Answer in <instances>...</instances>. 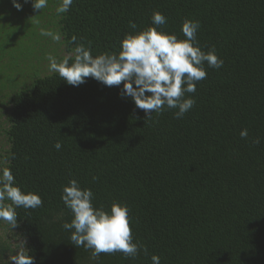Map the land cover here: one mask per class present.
<instances>
[{
  "label": "trees",
  "instance_id": "obj_1",
  "mask_svg": "<svg viewBox=\"0 0 264 264\" xmlns=\"http://www.w3.org/2000/svg\"><path fill=\"white\" fill-rule=\"evenodd\" d=\"M20 2L17 11L0 0V173L43 204L16 208L13 227L0 221V264L19 250L34 264H152L154 254L160 264H264V0H73L66 13L62 0L40 12ZM154 11L167 19L155 27L181 40L183 21H199V46L224 62L204 65L182 118L165 109L148 119L122 84L74 87L50 71L49 55L71 63L79 44L94 57L118 52L126 33L154 26ZM71 179L92 190L94 207L127 205L136 257L93 262L72 244L61 200Z\"/></svg>",
  "mask_w": 264,
  "mask_h": 264
},
{
  "label": "clouds",
  "instance_id": "obj_2",
  "mask_svg": "<svg viewBox=\"0 0 264 264\" xmlns=\"http://www.w3.org/2000/svg\"><path fill=\"white\" fill-rule=\"evenodd\" d=\"M28 3L29 0H23ZM73 0H62L57 7V13L69 11ZM32 8L39 12L47 7V0H31ZM17 11L23 10L20 0H12ZM152 25L144 30L126 33L119 42V51L93 56L91 48L79 44L75 47V58L62 61L48 56L50 71L59 74L67 84L78 87L93 78L105 86H121L122 98H130L135 106L145 112L146 118L152 114H161L165 109H177L175 117L182 118L195 104V100L185 96L195 93L196 84L206 79L209 68L219 69L223 66L214 47L203 51L197 41L199 21L185 19L181 32L185 39H178L175 34H169L158 27L167 23L166 17L154 11L151 16ZM130 27L137 25L130 22ZM42 36H50L59 41L60 36L51 31L41 30ZM76 37H72L75 42ZM242 138H247L248 130L240 132ZM258 145L260 138L252 141ZM54 147L59 151L62 147L56 142ZM95 180V177H93ZM93 192L89 188H81L77 180H69L62 186L61 200L72 214L71 222H65L63 228L71 232V242L75 247L89 250L90 260L97 262L101 254L122 253L125 257L134 258L140 247L133 242L132 227L127 205L114 202L108 210L94 207ZM10 201L9 204L3 203ZM43 201L34 192H25L16 186L15 178L10 169L0 173V221L15 226L17 223L16 208L37 209ZM74 230V231H73ZM14 264H34V258L29 252L19 250L9 257ZM152 264H160V257L152 255Z\"/></svg>",
  "mask_w": 264,
  "mask_h": 264
}]
</instances>
